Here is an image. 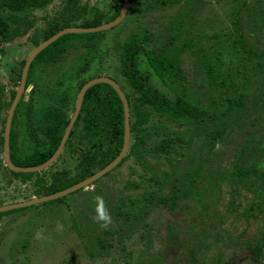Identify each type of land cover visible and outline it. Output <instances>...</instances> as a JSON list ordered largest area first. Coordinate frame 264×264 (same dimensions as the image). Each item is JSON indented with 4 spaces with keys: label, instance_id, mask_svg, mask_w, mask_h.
Masks as SVG:
<instances>
[{
    "label": "rangeland",
    "instance_id": "obj_1",
    "mask_svg": "<svg viewBox=\"0 0 264 264\" xmlns=\"http://www.w3.org/2000/svg\"><path fill=\"white\" fill-rule=\"evenodd\" d=\"M150 1L131 0L124 19L116 26L97 33L89 47L77 43L67 49L57 62L40 68L35 80L24 93L25 98L30 97L31 87L37 83L30 111L34 123L49 107H60L59 98L62 94L72 100L81 79L114 76L128 93L133 94L118 68V55L125 38L131 31L144 27L157 36L185 9V0H178L172 5L159 6L139 14L137 7H143ZM193 1L197 2V6L191 15V36L209 53L219 47L222 62L235 60L231 55L233 37H230V32H233L232 10L236 6H240L238 15L241 32L248 46L258 51L264 50V0ZM109 4L110 0H76L77 8L85 9V13L81 12L83 18L91 17L97 9L106 11ZM65 10L66 0H54L44 8L29 12L31 28L24 35L0 44V85L4 86V99L10 96V90L17 85L13 77L21 60L26 59L34 47L30 35L46 27L48 22L57 19ZM238 55L241 56V53ZM198 65L195 54L189 51L182 53L181 67L185 79L180 89L183 87L187 93L206 105L218 96L208 94L207 85L202 84V74L197 72ZM81 69L84 71L81 72ZM72 108L73 104L69 102L66 108L68 115L72 113ZM5 113L2 111L1 117ZM157 119L159 117L156 116ZM247 123L242 128H239L240 125L227 126L224 136H217L216 139L207 138L203 129L179 125L177 129L184 133L186 142L175 143V151L167 154L154 150L158 139L152 134L143 146V158L149 164L145 168L137 158L131 157L97 184L88 186L87 191L84 188L78 193H70L73 195L61 197L59 201L50 200L4 212L0 217V264H151L156 257L161 259L162 264H175L180 259L182 264H256L251 247L232 243L238 235L251 237L252 240L258 230L259 224H253L251 220H245L236 215L237 212H229L227 209L229 200L237 202L242 195L238 198L231 195L232 187L228 181H217L218 185L212 193L203 189L205 183L208 187L212 184L206 175L213 173L215 177L222 169H232L231 162L238 153L235 146L247 136V131H244L248 129ZM215 126L212 124L208 128L213 129ZM263 128L261 121L251 129L255 135L252 143H258ZM205 140L209 141L206 147L203 146ZM74 165V157L66 152L54 168L44 169L46 178L55 169H71ZM195 166L200 168L201 174L193 184V194L181 198L172 210L157 204L154 198L140 222L137 221L131 228L121 226L124 222L115 216L116 205L122 207L125 199H141L142 204V197L154 192L165 195L171 188L173 180L170 176L173 171L180 167L183 171L187 169L193 173ZM133 183L136 186H132ZM33 188L32 182L22 183L20 178H14L0 164V206L32 198L35 196ZM240 192L246 193L242 188ZM199 194L201 201L197 199ZM247 195L238 212L243 211L247 199H250L251 194L247 192ZM95 196L103 197L111 214L113 222L107 229L94 222ZM72 220L76 221V226L71 224ZM58 225H62L63 230H58ZM89 226L93 227L92 230H89ZM118 229L119 233L107 237L111 244L105 250L93 245L88 237V234L94 232L105 233V230ZM38 232L42 233L43 239L36 238ZM193 235L202 239L195 262L188 261L186 257V253L195 247ZM202 245L207 248L203 249ZM89 247L94 249L91 254L86 251Z\"/></svg>",
    "mask_w": 264,
    "mask_h": 264
},
{
    "label": "trees",
    "instance_id": "obj_2",
    "mask_svg": "<svg viewBox=\"0 0 264 264\" xmlns=\"http://www.w3.org/2000/svg\"><path fill=\"white\" fill-rule=\"evenodd\" d=\"M52 1L54 0H0V44L24 35L32 26L28 13L44 8ZM123 1L110 0L106 11L97 9L91 17L83 18L81 12L85 13V9L77 8L76 0H66V10L63 14L54 21L48 22L46 27L34 31L29 37L30 41L33 46H36L66 27H93L109 22L118 15ZM176 2L178 0H152L150 3H145L143 7H137L136 10L139 14H143L152 8L165 7ZM196 3L193 0H185V9L157 36H154L149 28L144 27L131 31L122 43L118 55L119 73L132 88L133 94L128 93L114 76L108 75V77L120 85L128 101L130 141L125 157L112 170L131 157L137 158L144 168L149 165L143 158L145 150L143 146L150 140L152 134L158 139L154 150L167 154L175 151V143L186 142L184 133H180L177 129L179 125L203 129L207 138L216 139L217 136H224L227 126L240 125L239 128H242L247 121L248 129L244 130L247 131V136L243 142L235 146L238 153L231 162L232 169L230 171L222 169L215 177L213 173L206 175V179L212 184L208 187L205 183L203 189L212 193L218 185L217 181H228L232 187L230 194L236 198L242 195L237 202L234 199L229 200L227 209L229 212H237L236 215L245 220H251L253 224H259L258 230L252 236V240L251 237L243 238V235H238L235 241L230 240L229 242L234 245L251 247L253 260L257 264H264V131L261 130L262 137H259L256 144L252 143L255 135L251 130L257 122L261 123V121L262 128L264 127V50L258 51L248 46L241 32V20L238 15L240 6H236L232 10L234 18L231 21V29L233 32H230V37H233L231 55L233 54L235 60L222 62L219 47L209 53L191 36L189 26L192 20L191 15L197 6ZM80 19L82 20L79 21ZM99 32L65 34L56 39L40 51L32 61L27 83H33L39 67L57 62L70 47L77 43L89 47L90 41ZM187 51L195 54L199 63L197 72L202 74V84L207 85L208 94L218 96L212 103L202 104L183 87L180 89L185 79L181 67L182 53ZM238 53H241V56ZM24 62L25 59L21 60L16 76L13 77L16 82L20 79ZM254 77L258 80L255 81ZM92 78L94 77L81 79L77 86V93L81 86ZM253 82L257 84L254 85ZM35 86L32 93L30 92L31 96L28 101L23 99L19 101L10 131L11 160L15 165L22 167L39 165L55 152L69 121L66 108L69 102H72L74 108L76 99L75 96L70 100L66 94H62L59 98L60 107H49L34 123L30 111L33 94L37 90ZM10 92V96L4 99V86L0 85V151L2 153L6 114L15 93L14 90ZM2 111L6 112L4 117H1ZM156 116L159 119L155 120ZM212 124L216 126L213 129L208 128ZM208 143L207 140L203 141V146H208ZM122 144V103L110 85L99 83L85 92L80 112L70 131L64 150L57 159L59 161L66 152L74 157L75 165L71 169L66 167L55 169L46 178L45 170L28 173L11 171L5 166L3 157L0 158V164L14 178H20L22 183L32 182L35 196L49 195L70 187L102 169L119 154ZM57 161L48 169L54 168ZM194 168L193 173L187 169L183 171L180 167L173 171V174L169 175L173 180L171 188L165 195L157 192L148 194L142 197V204L141 199L128 201L124 198L122 207L120 204L116 205L115 213L116 218L124 222L121 226L127 225L131 228L137 221L140 222L149 211V204L154 198L157 204H163L172 210L181 198L193 194V184L197 176L201 174L199 167ZM112 170L92 184H97ZM132 186H136V183ZM241 188L246 191L245 194L240 192ZM247 192L251 194L250 199H247L243 211L238 212V208L243 205L248 196ZM197 199L201 201L200 194ZM2 214L5 213H0V217ZM89 228L93 227L89 226ZM104 232L106 235L103 236L95 232L90 235L92 244L101 250H105L111 244L107 237L115 232L119 233L120 229ZM205 233L207 231L203 235ZM193 237L195 247L186 253L188 261L191 262L196 261V252L199 251L202 243L201 237L198 235H193ZM215 237L218 238L217 232H215ZM201 247L207 248L206 245ZM86 251L91 254L94 249L89 247ZM151 264H162L161 259L153 258ZM175 264H182V259L177 260Z\"/></svg>",
    "mask_w": 264,
    "mask_h": 264
},
{
    "label": "water",
    "instance_id": "obj_3",
    "mask_svg": "<svg viewBox=\"0 0 264 264\" xmlns=\"http://www.w3.org/2000/svg\"><path fill=\"white\" fill-rule=\"evenodd\" d=\"M130 1L131 0H124L121 4V9H120L118 15L113 20H111L109 22L102 23L98 26H93V27H66V28H63V29L59 30L58 32H56L55 34H53L48 39L40 42L37 46H35L31 50V52L29 53V55L25 61L24 66H23L20 84L16 89L15 97L12 100L10 107L7 111L5 125H4V131H3V162H4L5 166L14 172L28 173V172L41 171V170L49 167L53 162H55L58 159V157L60 156V154L62 153L64 146H65V143L69 137L70 131H71V129H72V127H73V125L77 119V116L80 112V108L82 105L84 94L87 91V89H89L90 87H92L96 84L105 83V84L110 85L114 89V91L118 95V97L122 103V107H123V144H122V148H121L119 154L110 163H108L106 166H104L102 169L96 171L95 173H93L89 177L77 182L76 184H74L70 187H67L63 190H60L58 192H55V193H52L49 195L34 197V198L27 200V201L1 206L0 212L7 211L10 209H14V208H21V207L29 206V205L40 203V202L54 200V199L66 196V195H68L72 192H75L81 188H86L88 185L92 184L94 181H96L97 179H99L100 177L105 175L107 172L111 171L125 157V155L128 151V148H129V141H130L129 105H128V101L126 99V96L124 94V91L122 90L120 85L115 80H113L112 78H110L108 76L94 77V78L86 81L81 86V88L79 89L77 96H76L73 113H72V115H71V117H70V119H69V121L65 127V130L62 134L60 143H59L57 149L55 150V152L45 162H43L39 165L28 166V167H22V166L15 165L12 162L11 156H10V131H11L12 119H13L15 109L17 107V104L21 98L22 92H23L24 87H25V82H26L29 66H30L31 62L34 60V58L37 56V54L40 51H42L44 48H46L49 44L54 42L56 39L61 37L62 35L72 34V33H77V34L78 33H93V32L108 30V29L116 26L126 16Z\"/></svg>",
    "mask_w": 264,
    "mask_h": 264
},
{
    "label": "clouds",
    "instance_id": "obj_4",
    "mask_svg": "<svg viewBox=\"0 0 264 264\" xmlns=\"http://www.w3.org/2000/svg\"><path fill=\"white\" fill-rule=\"evenodd\" d=\"M88 190L87 188L85 189ZM94 222L98 223L101 227L107 229L112 224V217L111 214L108 211V208L106 206V203L101 196H95L94 198ZM58 230H63L62 225H58ZM37 239H43L42 233H37L36 236Z\"/></svg>",
    "mask_w": 264,
    "mask_h": 264
},
{
    "label": "flooded vegetation",
    "instance_id": "obj_5",
    "mask_svg": "<svg viewBox=\"0 0 264 264\" xmlns=\"http://www.w3.org/2000/svg\"><path fill=\"white\" fill-rule=\"evenodd\" d=\"M36 46H37V45H36ZM34 47H35V46H34ZM34 47H33V48H34ZM30 52H31V51H30ZM27 57H28V56H27ZM27 57H26V59H27ZM26 59H25V61H26ZM31 63H32V62H31ZM24 64H25V62H24ZM30 65H31V64H30ZM23 66H24V65H23ZM42 66H44V65H42ZM42 66H41V67H42ZM29 67H30V66H29ZM41 67H39V68L37 69V72H36V74H35V77H36V75H37V73L39 72V70H40ZM22 69H23V67H22ZM12 71H13V70H12ZM28 71H29V69H28ZM13 73H14V71H13ZM21 73H22V70H21ZM15 76H16V75H15ZM27 76H28V74H27ZM20 80H21V74H20V79L17 81V85H16L15 89H13L14 92H15V93H14V96H13V99H14L15 94H16V89H17V87H18L19 84H20ZM29 86H30V84L27 83V78H26L25 87H24V90H23V92H22V95H21L20 100H21V99H23V100H25V101H28V100H29V97L25 98V95H24V93L27 91V89H29ZM33 87H34V86L31 87V91H32ZM76 96H77V95H76ZM13 99H12V100H13ZM20 100H19V101H20ZM75 100H76V99H75ZM11 102H12V101H11ZM18 103H19V102H18ZM74 104H75V102H74ZM17 105H18V104H17ZM9 107H10V106H9ZM8 109H9V108H8ZM73 110H74V108H73ZM73 110H72V113H73ZM7 111H8V110H7ZM72 113L69 115V119H70ZM6 115H7V114H6ZM25 133H26V132H25ZM25 136L28 137V134L26 133ZM63 150H64V149H63ZM62 152H63V151H62ZM61 154H62V153H61ZM61 154H60V155H61ZM59 157H60V156H59ZM59 157H58V158H59ZM56 161H57V160H56ZM53 163H54V162H53ZM53 163H52V164H53ZM52 164H51V165H52ZM49 167H50V166H49ZM47 168H48V167H47ZM45 169H46V168H45ZM43 170H44V169H43ZM41 171H42V170H41ZM90 185H92V184H90ZM90 185H88V186H90ZM88 186H87V187H88ZM87 187H86V188H87ZM81 189H84V188H81ZM79 190H80V189H79ZM77 191H78V190H77ZM75 192H76V191H75ZM72 193H73V192H72ZM68 195H69V194H68ZM42 196H43V195H42ZM34 197H39V196H32V198H34ZM63 197H64V196H63ZM32 198L30 197V199H32ZM30 199H27V200H30ZM57 199H61V197H60V198H57ZM27 200H24V201H27ZM54 200H56V199H54ZM13 203H19V202H13ZM13 203H11V204H13ZM5 205H9V204H5ZM5 205H1V206H5ZM1 206H0V207H1ZM21 208H22V207H21ZM15 209H19V208L10 209V210L3 211V212H0V213H4V212H8V211H12V210H15ZM72 221H73V222H72L71 224L74 225V226H76V221H74V220H72ZM4 223L6 224V221H5ZM88 228H89V227H88ZM89 230H92V229L89 228ZM77 233H79V231H77ZM96 234H98V235H102V236H103V235H106V233H96ZM90 235H92V234H90ZM90 235L88 234V237H89V238H90ZM52 238H53V237H52ZM53 240H54V238H53ZM90 240H91V238H90ZM256 264H257V263H256Z\"/></svg>",
    "mask_w": 264,
    "mask_h": 264
}]
</instances>
